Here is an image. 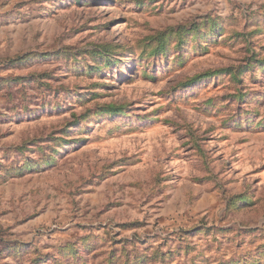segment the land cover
<instances>
[{
  "label": "rangeland",
  "instance_id": "1",
  "mask_svg": "<svg viewBox=\"0 0 264 264\" xmlns=\"http://www.w3.org/2000/svg\"><path fill=\"white\" fill-rule=\"evenodd\" d=\"M0 264H264V0H0Z\"/></svg>",
  "mask_w": 264,
  "mask_h": 264
},
{
  "label": "trees",
  "instance_id": "2",
  "mask_svg": "<svg viewBox=\"0 0 264 264\" xmlns=\"http://www.w3.org/2000/svg\"><path fill=\"white\" fill-rule=\"evenodd\" d=\"M97 51H98V50H97ZM98 52L102 53L101 51H98Z\"/></svg>",
  "mask_w": 264,
  "mask_h": 264
}]
</instances>
